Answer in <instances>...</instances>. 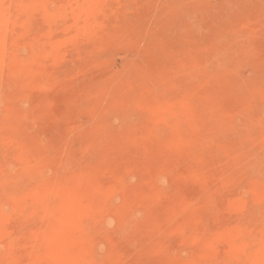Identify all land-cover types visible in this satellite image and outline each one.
Masks as SVG:
<instances>
[{
	"label": "rangeland",
	"instance_id": "obj_1",
	"mask_svg": "<svg viewBox=\"0 0 264 264\" xmlns=\"http://www.w3.org/2000/svg\"><path fill=\"white\" fill-rule=\"evenodd\" d=\"M43 1L0 20V264H264V0Z\"/></svg>",
	"mask_w": 264,
	"mask_h": 264
},
{
	"label": "bare ground",
	"instance_id": "obj_2",
	"mask_svg": "<svg viewBox=\"0 0 264 264\" xmlns=\"http://www.w3.org/2000/svg\"><path fill=\"white\" fill-rule=\"evenodd\" d=\"M36 1V0H35ZM39 2L38 3H40V0H38ZM43 1V0H42ZM49 1V0H48ZM48 1L47 0H44L42 3H44V4H48ZM55 1V0H54ZM116 1V0H115ZM140 1V0H139ZM14 2V1H13ZM70 2V1H69ZM86 2H88V1H86ZM16 3V2H15ZM79 3V2H78ZM83 3H85V1L83 2ZM132 3V2H131ZM12 4V2H11V0H0V20L2 21V23H3V26H4V28H6V27H8L9 26V24H10V21H8L9 19H8V17H6V14L8 13V12H10L11 11V6L13 7V6H15V8H14V10L15 9H17V10H15V11H17L18 12V10H19V8H16L17 6L19 7V5H11ZM19 4V3H18ZM76 4V3H75ZM79 4H81V3H79ZM98 4V3H97ZM74 5V4H73ZM86 5V4H85ZM116 5V4H115ZM152 5V4H151ZM32 6H34V5H32ZM39 6V5H38ZM75 6H77V5H75ZM45 7V6H44ZM113 7V6H112ZM26 8V7H25ZM76 8V7H75ZM83 8V7H82ZM49 9V8H48ZM64 9V8H63ZM36 11V10H35ZM35 11H34V13H35ZM39 11V10H38ZM83 11V10H82ZM145 11V10H144ZM12 12V11H11ZM10 12V13H11ZM14 12V11H13ZM62 12H64V11H62ZM10 13L9 14H7V15H9V16H11L10 15ZM19 13H20V10H19ZM18 13V14H19ZM80 13V12H79ZM33 14V13H32ZM58 14V13H57ZM62 14V13H61ZM64 14V13H63ZM72 14V13H71ZM65 15H66V13H65ZM74 15V14H73ZM62 17H63V15H62ZM51 18H53V17H51L50 16V13H49V10H47L46 9V7H45V9H44V11H43V13H41L40 15H38V16H35L33 19H32V21H31V23L30 24H28V26H26V24H25V30L29 33V34H31V33H33L34 31H38V30H40L42 27H44V26H47L48 24H49V22L51 21ZM23 19H25V18H23ZM27 19V18H26ZM55 19H56V17H55ZM155 19V18H154ZM18 20V19H17ZM50 20V21H49ZM20 21V20H19ZM87 22V21H86ZM85 22V23H86ZM1 23V22H0ZM1 23V24H2ZM18 23V22H17ZM23 23V22H22ZM22 23H20V25L19 26H21L22 25ZM78 23V22H77ZM84 23V24H85ZM55 24V23H54ZM53 25V24H52ZM67 25V24H66ZM2 26V25H1ZM15 26V25H14ZM47 27H49V26H47ZM239 27V26H238ZM237 27V28H238ZM24 28V27H23ZM20 29V28H19ZM43 29V28H42ZM46 29V28H45ZM74 30V29H73ZM36 31V32H37ZM78 31V30H77ZM76 32V31H75ZM71 33V32H70ZM28 34V35H29ZM48 34V33H47ZM38 35H39V33H38ZM45 35V34H44ZM233 35V34H232ZM67 36V35H66ZM231 36V35H230ZM32 37H33V35H32ZM37 37V36H36ZM41 37V36H40ZM68 37H69V35H68ZM233 37V36H232ZM46 38V37H45ZM48 38V37H47ZM221 38V37H220ZM231 38V37H230ZM42 39V38H41ZM44 39V38H43ZM45 40V39H44ZM223 40V39H222ZM222 40H220V41H222ZM47 41H49V39L47 40ZM227 41V40H226ZM223 42V45H221L220 43L221 42H219V40L217 41V42H219V44H220V47L218 48V49H216V50H214V52H215V54L217 53V55H218V59H217V61L219 62V63H223L224 62V60H225V57L227 56V54H226V51H228L229 50V53H230V49H232L233 50V48H230V42L232 41L231 39H230V42ZM233 41H235V39H233ZM2 42V41H1ZM23 40H19V42H18V44L19 45H22L23 43ZM241 42V41H240ZM225 43V44H224ZM228 45H227V44ZM232 43H234V42H232ZM231 43V44H232ZM236 43V44H235ZM234 43V45H237V41ZM4 44V43H3ZM241 44V43H240ZM234 45H232L231 47H234ZM242 45V44H241ZM240 45V46H241ZM18 46V45H17ZM14 47V46H13ZM236 47V46H235ZM234 47V48H235ZM239 47V46H238ZM9 49H10V47H9ZM49 49V48H48ZM12 50V49H11ZM231 50V51H232ZM10 52V51H9ZM45 52V51H44ZM234 52V51H233ZM219 53V54H218ZM47 54V53H46ZM213 54V53H212ZM215 57H216V55H214ZM1 58V57H0ZM123 58V57H122ZM2 59V58H1ZM125 65V64H124ZM63 70V69H62ZM118 70V69H117ZM186 74H188V73H186ZM124 75V74H123ZM244 89V88H243ZM238 90V89H237ZM140 94V93H139ZM262 101V100H261ZM256 102V101H255ZM255 102H253V104H255ZM263 102V101H262ZM259 103V100L257 101V105H254V108H252V109H249L250 111L251 110H254L255 108L256 109H261V108H264V106L262 105V104H258ZM0 106H1V101H0ZM256 106V107H255ZM1 108V107H0ZM1 110V109H0ZM253 112H255V110L254 111H252L251 113H253ZM264 113V112H263ZM117 114H119V113H117ZM261 114H262V110H261ZM260 114V115H261ZM253 115H255V113L254 114H252V116ZM256 116V115H255ZM263 116V114L260 116V117H262ZM258 118V119H256V118H253V119H251L252 117L250 116V119H251V121H250V126H253V124H257V123H261V122H263L262 121V119L261 118ZM128 118V117H127ZM263 118V117H262ZM112 120H114V119H112ZM236 122V121H235ZM123 124V123H122ZM208 125V124H207ZM214 132L216 133L220 128H222L221 127V125L219 124V123H215L214 125ZM118 127H120V125L118 126ZM253 128V127H252ZM116 129V128H115ZM255 130V129H254ZM248 131H249V129H248ZM248 131H247V133H248ZM256 131V130H255ZM219 132V131H218ZM249 132H251V130L249 131ZM253 132V131H252ZM208 133V132H207ZM247 135V134H246ZM248 135H249V133H248ZM247 135V136H248ZM250 136L251 135H249V138H250ZM118 137V136H117ZM122 138V137H121ZM248 137L246 138V140L247 139H249ZM244 143H245V141H244ZM245 145V144H244ZM262 145V144H261ZM264 145V144H263ZM238 146H239V144H238ZM263 147V146H262ZM261 147V148H262ZM253 149H254V147H252ZM260 147H257V149H258V151H252L251 152V150H250V152L251 153H249V149L247 150L246 149V151L247 152H243V154L242 155H244L245 154V156L244 157H246V159L247 158H249V160H250V162L248 163V161H247V163H248V169H246V171H244V176L242 177L243 179H242V182H244V181H250V182H252V183H258L257 184V186H259V187H263V189H264V178H262V179H260V177H261V175L264 177V173L262 172V174L261 175H259L258 176V174H260L261 173V169H263L264 168V157H263V155H261V154H259L258 152H260L259 149ZM3 149H4V147H3ZM231 149V148H230ZM233 149V148H232ZM236 149H238V148H236ZM235 149V150H236ZM239 150H241V149H239ZM254 150H256V149H254ZM13 150L11 149V148H8V149H6V150H4V151H0V174L3 172H6V171H4V167H5V165H7V164H10V163H16V164H18L17 166H19V167H22V165L24 164V161L23 162H21V163H17V162H15L14 160H13V158H12V153L14 152H12ZM228 151H229V149H228ZM227 151V152H228ZM243 151V150H242ZM215 152V151H214ZM237 152V151H236ZM261 153H263L262 151H261ZM32 154H33V152H32ZM221 154V153H220ZM247 154V155H246ZM35 155V154H34ZM229 155V154H228ZM226 157H227V155H225ZM231 156V155H230ZM237 156V155H236ZM30 157V156H29ZM32 158H34V157H32ZM232 158V157H231ZM220 159V158H219ZM245 159V158H244ZM32 159L30 158L29 159V161H26V163L25 164H27V165H29L28 163H30V162H32L31 161ZM213 160V159H212ZM228 160V159H227ZM232 160V159H231ZM234 160V159H233ZM19 161V160H18ZM243 161V160H242ZM212 163V162H211ZM225 163V162H224ZM246 163V164H247ZM24 164V165H25ZM12 165V164H11ZM231 165V164H230ZM245 165V164H244ZM7 167V166H6ZM31 168H32V166H30ZM243 168V167H242ZM246 168V167H245ZM260 169V172L257 174V172H258V170ZM24 170V169H23ZM33 170V169H32ZM243 170H244V168H243ZM6 174V173H5ZM19 174V173H18ZM22 174V173H21ZM31 176H32V174H31ZM238 176H240V175H238ZM5 177V176H4ZM25 178H27V177H25ZM25 178H17V177H13L12 176V178H11V182H12V180H18L19 182H20V184H19V186H18V188H16V186H14V184H10L11 182H9V184H5V185H2V186H0V204H11L12 202H14L17 198H18V196L20 197V194L22 193V190H23V187L24 186H26V187H28V185H30V184H27L26 185V183H28V181L29 180H27V179H30V178H27V179H25ZM37 178V177H36ZM35 178V179H36ZM4 179H7V178H4ZM25 179V180H24ZM34 178H32V180H33ZM236 179V178H235ZM26 180H27V182H26ZM30 181V182H35V180H33V181ZM17 182V181H16ZM19 182H17V183H19ZM239 182V181H238ZM241 182V183H242ZM35 183H38V181L37 182H35ZM35 183L33 184V185H35ZM237 183V182H236ZM230 184V183H229ZM241 185H243V183L241 184ZM246 185H248V184H246ZM249 185H250V183H249ZM21 186V187H20ZM36 186V185H35ZM231 187V186H230ZM235 187V186H234ZM241 187V186H240ZM32 188V187H31ZM34 188V187H33ZM236 188V187H235ZM242 188H244V187H242ZM238 189V188H237ZM227 190H228V187H227ZM226 190V191H227ZM231 190V189H230ZM233 190V189H232ZM236 190V189H235ZM243 190H245V189H243ZM223 193V192H222ZM224 194V193H223ZM226 194V193H225ZM23 195V194H22ZM228 195V194H227ZM239 195H240V193H239ZM240 198V197H239ZM244 198H245V196H244ZM249 198V197H248ZM253 199V198H252ZM261 199V198H260ZM246 202H244V201H242V203L244 202V203H248L247 202V200L248 201H250V199H244ZM20 201V200H19ZM23 201V200H22ZM26 201V200H25ZM260 201V200H259ZM262 202H259L260 204H262L263 205V207H264V198L261 200ZM22 203V202H21ZM25 203V202H24ZM252 203V202H251ZM213 204V203H212ZM42 205V204H41ZM244 205V204H243ZM250 205V204H249ZM257 205V204H256ZM14 207H15V203H14ZM28 207H30V206H28ZM244 207V206H243ZM257 207V206H256ZM261 207V206H260ZM31 208V207H30ZM34 208V207H33ZM105 208V207H104ZM251 209V208H250ZM256 209V208H255ZM260 209H262V207L260 208ZM114 210V209H113ZM29 211V210H28ZM35 211V210H34ZM112 211V210H111ZM210 211V210H209ZM221 211V210H220ZM248 211V213L249 212H251V211H249V209L247 210ZM261 211V210H260ZM20 212V211H19ZM24 212V211H23ZM18 213V212H17ZM206 213V212H205ZM220 213H222V212H220ZM248 213H246V214H248ZM254 213V214H253ZM253 213H252V215L251 216H248V218H247V220H250V222L253 224V227L251 228L253 231L252 232H254V233H257V234H259V235H262L263 233L262 232H264V210L262 209V213H261V217L260 216H258L257 214H256V210H254L253 211ZM207 214H208V212H207ZM124 216H127V215H124ZM123 216V217H124ZM131 216V215H130ZM202 216V215H201ZM204 216H206V215H204ZM208 216V215H207ZM128 218V217H127ZM131 219H132V217H130ZM94 220L95 219H97V217L96 218H93ZM130 219V220H131ZM101 220V219H100ZM228 220V219H227ZM237 220V219H236ZM246 220V219H245ZM132 221V220H131ZM128 222V221H127ZM99 223V222H98ZM122 223H123V221H122ZM122 223H119V226H118V228H117V231H115L116 232V234H119L120 232H122L123 230H122V226H124L125 225V222H124V225H122ZM129 223H131V222H129ZM231 224H232V222H231ZM31 225V224H30ZM235 225V224H234ZM97 226V225H96ZM227 226V225H226ZM99 227V226H98ZM125 227V226H124ZM19 228V227H18ZM102 228V227H101ZM18 230V229H17ZM16 230V231H17ZM201 230V229H200ZM249 230V229H248ZM251 232V231H250ZM33 233V232H32ZM124 233V232H123ZM122 233V234H123ZM262 233V234H261ZM10 234V233H9ZM17 235H18V233H16ZM115 234V235H116ZM202 234V233H201ZM14 235V234H13ZM121 235V234H120ZM253 235V234H252ZM254 235H256V234H254ZM118 236H116V238H117ZM124 237V236H123ZM120 238V237H119ZM118 238V239H119ZM263 238V237H262ZM259 239V238H258ZM264 239V238H263ZM10 241V240H9ZM11 242V241H10ZM262 242H264V241H262ZM245 243H247V242H245ZM245 243H244V245H245ZM250 243H252V242H250ZM248 244V248H250V249H252L253 247H255V248H257L259 245H261V249H263L264 250V245H263V243H260V244H255V245H253L252 247H251V244H249V243H247ZM244 245L242 246L243 248H244ZM258 245V246H257ZM250 246V247H249ZM245 248H246V246H245ZM247 248V249H248ZM255 248H253V251L254 250H256L255 252L256 253H258L257 251H258V249H255ZM246 249V250H247ZM249 249V250H250ZM252 250H250V252H251ZM252 251V252H253ZM260 251V250H259ZM261 252V251H260ZM262 252H264V251H262ZM262 252L261 253H259V254H262ZM246 254V253H245ZM253 254V253H252ZM250 256H251V253H250Z\"/></svg>",
	"mask_w": 264,
	"mask_h": 264
}]
</instances>
